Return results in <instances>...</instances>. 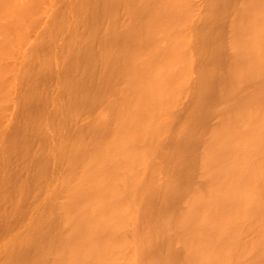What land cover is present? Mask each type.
Instances as JSON below:
<instances>
[{
    "label": "bare ground",
    "instance_id": "6f19581e",
    "mask_svg": "<svg viewBox=\"0 0 264 264\" xmlns=\"http://www.w3.org/2000/svg\"><path fill=\"white\" fill-rule=\"evenodd\" d=\"M122 1L74 0L60 12L56 0H0V224L20 213L32 190L42 191L4 241L0 264H264V88L239 93L233 112L207 125L194 164L184 162L181 136L171 131L184 97L197 112L209 94L228 95L264 70V0H244L228 31L213 27L224 0H207L210 13L195 33L185 23L199 17L200 0H135L123 8L130 17L121 28ZM50 9L40 40L48 49L28 60L24 26ZM67 28L58 55L63 94H43L40 78L57 61L51 46ZM21 83L29 87L18 98ZM11 159L33 172L9 187ZM167 164L172 179L161 185ZM192 166L202 187L178 178ZM174 239L184 248L179 258Z\"/></svg>",
    "mask_w": 264,
    "mask_h": 264
},
{
    "label": "rangeland",
    "instance_id": "374dc122",
    "mask_svg": "<svg viewBox=\"0 0 264 264\" xmlns=\"http://www.w3.org/2000/svg\"><path fill=\"white\" fill-rule=\"evenodd\" d=\"M71 1L74 0H56L55 7L56 9H58V11L65 12ZM133 1L135 0H123L119 3V5H123L119 9L116 8V19L117 22H122V25L120 26L121 28L124 27L130 17L128 14H126V12L123 11V8L126 4H131ZM243 2L244 0H224L223 7L216 11V18L213 27H218L222 31H228L231 28L234 16L241 10ZM50 11L51 9L46 12V14L43 15L38 22H28L24 26V40L22 45L24 48L32 49V55L29 56L28 60L32 59L36 61L37 56L41 53H44L48 49L46 44H43L44 41L40 40L47 32L46 29H44L45 23L48 20L52 19ZM198 11H200L198 15L199 17L195 22L185 23V28L187 30L193 31L194 33L201 28L205 16L209 15L210 13L207 0L199 1ZM77 19V15H74L73 21H76ZM105 24L106 22H104V25ZM77 25H79L81 30L86 29L84 23L82 22L77 23ZM69 33L70 29L67 28L64 33L57 34V36L55 37L54 46H51L53 48V54L51 57L52 59H56L57 61L56 65L45 71L40 78V90L43 94L54 95L56 97L63 94V90L58 85L57 74H64L65 67L58 60V55H60V52L63 51L65 44L64 38H66ZM209 35L213 36L212 31H209ZM0 37H2V34H0ZM156 39L160 46H166L168 43L167 36L164 31H159L157 33ZM136 43L139 46H144L146 44V39L143 37H138ZM121 44L122 46L128 45L127 41H123L121 42ZM220 52L226 53V47L220 46ZM195 53L197 55L196 51ZM110 75L115 81L119 79L116 70L113 68L110 71ZM195 80H197V73H195ZM30 81L35 82L37 81V78L31 77ZM28 87L29 86L26 83L19 84L17 97L19 98V96L23 92H26L28 90ZM256 88H264V70L260 71L255 76L241 80L236 85L235 90L228 95L216 96L215 93L209 94L203 108L197 112H188L187 106L192 99L189 96L183 98L181 106L178 110L177 117L171 126V131L172 133L177 134V137L181 136L183 160L186 164L195 163L194 153L197 152L205 144L208 138L207 125H217L223 117L231 114L236 107L237 95L239 93L248 90H254ZM47 97L48 99L52 98L50 96ZM47 106L51 112H53L56 107L54 101H49L47 103ZM23 110L24 108L19 105L15 114L20 115ZM183 125H185V127L180 132ZM170 142V136H164L163 147L171 149ZM49 144L50 140L47 141L46 145L48 146ZM38 146V143L36 141H33L31 144V149L36 150ZM8 164L9 165L7 166V168L15 172L9 179V187L14 186L17 183V179L19 178V176L29 177L33 172V170L31 169L27 170L20 168L17 165L16 160L11 159ZM167 165L168 166L158 171V178L161 185H166L172 179V166L171 164ZM45 168L46 172H48V174L52 177L56 176L59 173L58 166L53 160H50ZM184 176H188L189 182H191V184L196 187H202L205 184V179L201 176L196 167L192 166L190 169H187V173L186 170L183 173H180L178 178H183ZM41 195L42 191H40L39 189H37V191L32 190L31 193L24 198V201L21 204L20 213L16 217L10 218L7 221V224H0V263L1 256L4 252V241L10 234H13L20 230L22 224H24L28 217L31 216L34 203L40 198ZM4 207L9 210L12 208V203L9 201ZM173 241L174 242L171 247L172 253L175 258H179L182 255L184 248L178 239H174ZM229 264H241V261L234 259L230 261Z\"/></svg>",
    "mask_w": 264,
    "mask_h": 264
}]
</instances>
